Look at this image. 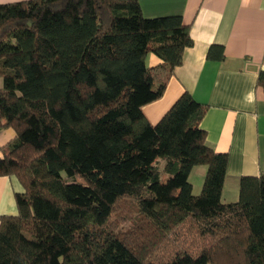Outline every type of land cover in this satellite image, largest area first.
<instances>
[{"label": "trees", "instance_id": "16d2710c", "mask_svg": "<svg viewBox=\"0 0 264 264\" xmlns=\"http://www.w3.org/2000/svg\"><path fill=\"white\" fill-rule=\"evenodd\" d=\"M192 45L180 16L147 19L137 0L0 5V130L14 133L0 177L22 188L0 217V264H264V173L224 203L227 154L205 142L206 107L184 93L156 125L142 112L165 89L147 56L168 77ZM126 200L137 239L112 229Z\"/></svg>", "mask_w": 264, "mask_h": 264}, {"label": "crops", "instance_id": "0c3cea01", "mask_svg": "<svg viewBox=\"0 0 264 264\" xmlns=\"http://www.w3.org/2000/svg\"><path fill=\"white\" fill-rule=\"evenodd\" d=\"M28 0H0L1 4ZM147 19L180 16L193 45L182 63L166 77L159 59L149 54L146 65L156 81H165L163 95L142 108L156 125L184 93L206 107L200 128L207 146L227 154L222 201L238 199L239 180L264 173V90L257 83L264 72V0H137ZM221 47L224 59L207 57ZM2 81L0 80V88ZM14 137L0 130V147ZM1 156V153H0ZM205 167H195L189 182L201 190ZM22 188L13 177H0V217L17 214L15 194Z\"/></svg>", "mask_w": 264, "mask_h": 264}, {"label": "rangeland", "instance_id": "374dc122", "mask_svg": "<svg viewBox=\"0 0 264 264\" xmlns=\"http://www.w3.org/2000/svg\"><path fill=\"white\" fill-rule=\"evenodd\" d=\"M194 187V192L199 193L200 190L196 183H194ZM141 221L136 205L131 200L123 201L111 218L112 229L127 235L130 239H137L140 236V232L137 231L141 228L139 226Z\"/></svg>", "mask_w": 264, "mask_h": 264}]
</instances>
